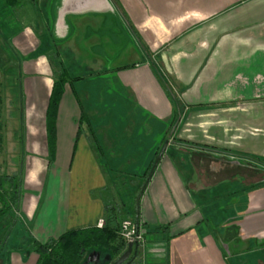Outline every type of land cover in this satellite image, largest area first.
I'll return each mask as SVG.
<instances>
[{"label": "crops", "instance_id": "1", "mask_svg": "<svg viewBox=\"0 0 264 264\" xmlns=\"http://www.w3.org/2000/svg\"><path fill=\"white\" fill-rule=\"evenodd\" d=\"M40 1L54 13L55 37L74 45L76 83L101 78L104 88L96 96L65 86L50 154L53 188L44 203L19 198L34 238L103 220L112 151L104 159L107 136H96L95 122L110 127L106 143L115 146L123 103L146 118L140 131L168 140L141 197V230L160 228L146 253L153 264H264V0Z\"/></svg>", "mask_w": 264, "mask_h": 264}, {"label": "rangeland", "instance_id": "2", "mask_svg": "<svg viewBox=\"0 0 264 264\" xmlns=\"http://www.w3.org/2000/svg\"><path fill=\"white\" fill-rule=\"evenodd\" d=\"M53 14V11H50V5L40 0H15L11 3L9 0H0V94L2 96L1 121L3 122L2 134L4 136L3 148L0 151V174L17 173L20 177L25 174L27 178L25 177L21 183L20 196L25 194L28 195V198L37 196L42 199V203L47 199L55 181L50 173L54 172L55 165L50 156L52 148L49 138H47L46 147L42 141L45 124L44 101L47 102L45 103L47 112L54 82L46 83L44 77L49 75L54 80L55 78L59 79L60 76H63V70H65V76L70 79H74L75 76L74 45L66 46L61 43L59 38H55L59 43L55 44L51 35ZM66 39L68 37L64 38V40ZM87 71L85 69V73H88ZM98 74H102V72ZM66 85L68 89L71 88L74 91V82L72 84L68 81ZM76 85L80 92L86 94L89 91L96 96L100 95L104 88L101 78L84 83L78 82ZM84 101L88 102L87 99ZM93 102L98 109L102 110L100 99H93ZM109 102V99L106 100L105 106L109 107ZM119 108L121 113L127 109V114L124 113L125 118L112 126L118 134L115 146L111 148L107 146L106 142H109L108 137L111 136L110 127L104 126L98 119V122H95L97 127H95L94 133L96 136L101 134L104 138L107 136L103 141L105 143L104 152L102 147L99 145L98 147L104 159H107L108 150L112 151V155L108 157L110 159L108 165L111 164L114 167L123 165L132 172L136 167H140L141 172L147 167L149 161H155L157 158L166 141L162 140L164 134L161 133L158 140L155 141L153 136L145 135L144 130H139L138 123H143L145 126V117H141L132 106L128 105L125 108L124 104L120 103ZM115 113L111 110V115L116 117ZM86 120L87 115L84 114V124H86ZM120 126H125L127 130L121 132ZM133 130H135V136L130 134ZM27 131H29L27 137L32 143L30 147L25 143V141L27 142ZM22 134L24 143L27 144L23 154L22 141L20 140ZM21 160H23V164ZM115 174L119 178L121 176L130 178L129 174L120 173V171H116ZM65 179L66 177L57 180V182H61L63 188ZM1 206L0 203V208ZM32 232V224L27 225L23 221L18 206L12 208L5 217L0 218V263L11 264L10 258L15 252L18 254H16L18 259L14 264H33L35 252L32 242L35 238ZM150 238L151 236H149ZM144 244L142 248H147L148 243L145 241ZM144 252H146L145 249L141 252L140 258L144 264L145 262L149 264L150 261L148 262ZM90 254L97 255L101 262V254L96 251L88 253V255ZM87 260L88 257L85 261Z\"/></svg>", "mask_w": 264, "mask_h": 264}, {"label": "trees", "instance_id": "3", "mask_svg": "<svg viewBox=\"0 0 264 264\" xmlns=\"http://www.w3.org/2000/svg\"><path fill=\"white\" fill-rule=\"evenodd\" d=\"M9 1L10 3L12 1L15 2V0ZM51 35L55 44H59L56 42V37L52 30ZM78 79L75 76L74 79H70L65 76V70H63V76H60L59 79L55 78L54 80V87L47 110V128L52 149H54L56 139L58 105L65 91V85L68 81L72 84L74 82V89L78 92L80 90L77 89L76 85ZM1 104L2 96L0 94V151L3 148L4 142V136L2 134L3 122L1 121L3 108ZM153 161H149L147 167L141 172L140 167H136L132 172L123 165L114 167L111 164L109 166L105 164L107 185L104 188L105 193L102 195L104 201L103 226L93 225L71 229L64 232L58 238H52L45 242L34 239L32 242L33 250L38 255L35 264H85L88 253H92L93 251L101 254V264L112 263L116 260L127 248V244L120 233L121 222L124 219H132L135 221L137 193L145 181ZM116 171L127 173L130 175V178L126 176V178L122 176L119 178L115 174ZM20 186L21 177L17 173L0 174V203L2 204L0 218L5 217L12 208L18 206ZM158 229L160 228H151L148 226L146 232L142 231L148 247L149 242L154 241L152 238L149 239V236L156 233ZM144 245L139 244L138 248L125 264H144L140 258L143 249L146 251L144 253L148 262L150 261L149 264L155 263L156 261L154 259L148 258V254H146L148 247L142 248ZM162 262L160 264L168 263L165 259Z\"/></svg>", "mask_w": 264, "mask_h": 264}, {"label": "water", "instance_id": "4", "mask_svg": "<svg viewBox=\"0 0 264 264\" xmlns=\"http://www.w3.org/2000/svg\"><path fill=\"white\" fill-rule=\"evenodd\" d=\"M168 145V140L165 141V143L163 144L161 150L159 151L157 158L155 159L148 176L146 177L143 185L141 186V189L139 190L137 197H136V214H135V223L137 225V227H140V206H141V197L143 195V193L146 190V187L155 171V169L157 168L162 155L166 149ZM139 244H133V243H129L127 245L126 250L116 259L114 260L112 263L110 264H124L126 261H128L129 257L135 252V250L138 248Z\"/></svg>", "mask_w": 264, "mask_h": 264}, {"label": "built area", "instance_id": "5", "mask_svg": "<svg viewBox=\"0 0 264 264\" xmlns=\"http://www.w3.org/2000/svg\"><path fill=\"white\" fill-rule=\"evenodd\" d=\"M103 223L104 221L101 220L98 226H103ZM120 233L127 245L129 243L143 245L146 241L145 235L141 228H138L135 221L132 219H125L122 222Z\"/></svg>", "mask_w": 264, "mask_h": 264}, {"label": "flooded vegetation", "instance_id": "6", "mask_svg": "<svg viewBox=\"0 0 264 264\" xmlns=\"http://www.w3.org/2000/svg\"><path fill=\"white\" fill-rule=\"evenodd\" d=\"M96 256V257H95ZM88 257V260L85 261L86 263L85 264H101L100 262V258H98L97 255L95 254H90L87 256ZM87 259V258H86ZM125 264V263H124Z\"/></svg>", "mask_w": 264, "mask_h": 264}]
</instances>
